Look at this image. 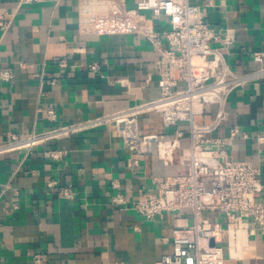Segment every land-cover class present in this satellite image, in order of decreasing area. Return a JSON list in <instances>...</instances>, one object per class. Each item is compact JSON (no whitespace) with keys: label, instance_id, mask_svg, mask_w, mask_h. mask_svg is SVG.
<instances>
[{"label":"crops","instance_id":"obj_1","mask_svg":"<svg viewBox=\"0 0 264 264\" xmlns=\"http://www.w3.org/2000/svg\"><path fill=\"white\" fill-rule=\"evenodd\" d=\"M89 1L101 0H39L23 8L20 0H0V12L14 15L10 31L4 37L0 32V72L14 75L12 83L0 80V144L10 134L40 133L160 97V53L147 36L80 34L82 6ZM139 1L118 0L127 9ZM193 3L204 8L206 21L220 36L212 46L230 68L239 74L257 69L253 55L264 52V0H214L207 8L204 0ZM143 16L154 35L170 30L167 18L151 12ZM93 63L96 72L89 68ZM50 109L55 120L48 118ZM227 111L228 119L212 136L229 139L232 159L259 168L258 198L264 201V143L259 141L264 137V80L233 92ZM214 116L215 107L199 121L209 123ZM138 128L141 135L170 138L174 133L156 113L142 115ZM234 128L241 134L231 140ZM189 146L186 137L182 149ZM53 151L63 157L54 160ZM131 159L113 127L48 142L29 153L1 155L0 264H36V256L42 264H157L172 255L174 230L191 223V216L166 213L148 221L132 203L181 168L166 166L157 148L142 156L136 169L128 166ZM66 188L73 189L74 199L61 195ZM118 193L124 204L113 202ZM204 216L224 224L225 264H264V233L254 222L229 226L222 214Z\"/></svg>","mask_w":264,"mask_h":264},{"label":"built area","instance_id":"obj_2","mask_svg":"<svg viewBox=\"0 0 264 264\" xmlns=\"http://www.w3.org/2000/svg\"><path fill=\"white\" fill-rule=\"evenodd\" d=\"M39 0H20L19 8ZM198 0H140L135 9H127L118 0L85 2L82 6L79 32L81 35H145L160 53L156 63L160 97L119 112L59 126L26 136L10 134L0 144V156L12 152H30L52 141L102 127H113L122 134L125 148L134 159L128 166L136 169L142 156L157 148L160 160L166 166H179L181 172L160 178L154 189L142 192L132 203V209L148 221H155L166 213L189 214L191 223L174 230L172 255L157 264H225L222 247L224 224L210 221L205 213H219L229 226H238L244 220L254 222L264 233V201L259 200L262 180L259 168L247 161L234 160L229 152V139L215 138L228 119L230 96L238 89L264 80V52L253 55L258 68L244 74L234 72L222 51L212 46L220 39L217 31L205 19L204 8ZM205 7L214 0H204ZM144 12L169 20L170 30L156 36L145 24ZM14 15L0 12V32L4 37L12 28ZM232 38L227 39L229 44ZM67 67L66 61L60 62ZM90 70L96 72L93 63ZM0 80L12 83L10 71L0 72ZM215 107V116L209 123L199 118L208 116ZM156 113L166 128L174 129L170 138L159 135H141L139 118ZM49 120L56 119L50 109ZM185 125V128H183ZM241 134L234 128L231 140ZM189 140V148L182 149V140ZM247 137V134H244ZM259 141L264 143V137ZM51 157L59 160L63 152L53 151ZM51 184H53L51 182ZM120 189L119 183H114ZM65 199H74L72 188L61 191ZM113 202L125 203L118 193ZM36 264L42 258L36 256Z\"/></svg>","mask_w":264,"mask_h":264}]
</instances>
